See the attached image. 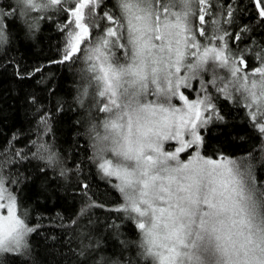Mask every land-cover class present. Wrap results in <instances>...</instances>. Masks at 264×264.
Returning a JSON list of instances; mask_svg holds the SVG:
<instances>
[{
    "label": "snow or ice",
    "instance_id": "6c2138e0",
    "mask_svg": "<svg viewBox=\"0 0 264 264\" xmlns=\"http://www.w3.org/2000/svg\"><path fill=\"white\" fill-rule=\"evenodd\" d=\"M56 14L63 42L49 63L88 65L93 103L104 114L89 116V160L121 194L111 211L135 222L151 264H264L255 157L230 158L212 145L235 130L228 102L264 142V43L251 46L255 28L239 22L249 14L264 28V0H15L0 8V69L13 68L21 82L41 73L9 57L16 50L10 26L19 19L32 38ZM86 95L87 88L77 97L81 106ZM24 100L37 112L36 138L27 150L0 148V264H31L41 198L55 194L49 172L65 180L70 172L48 142L63 104L49 111L34 93ZM77 186L87 197L90 185ZM93 207L103 205L85 200L79 214Z\"/></svg>",
    "mask_w": 264,
    "mask_h": 264
},
{
    "label": "trees",
    "instance_id": "16d2710c",
    "mask_svg": "<svg viewBox=\"0 0 264 264\" xmlns=\"http://www.w3.org/2000/svg\"><path fill=\"white\" fill-rule=\"evenodd\" d=\"M9 4L15 5V0H0V8L4 10ZM62 19L56 14L50 20L40 21V27L32 38L25 37L19 19L14 27L10 26L12 46L16 50L10 52L9 57H14L28 71L42 66L44 70L41 73L21 82L14 77L13 68L9 67L7 71L0 69V148L15 146L16 149L27 150L29 138H36L37 112L25 103V95L34 93L40 98L41 110L51 111L58 101L64 106V111L53 121V135L48 142L65 155L70 172L67 180L49 172V178L55 181L52 185L55 194L47 200L41 198L37 211L43 228L30 241L31 264H151V258L145 255L141 245L142 236L135 222L127 214L111 211L123 202L121 194L89 160L93 155L87 133L89 116L99 121L104 114L97 112L93 103L95 84L89 86L92 74L87 71L88 65L82 59L66 65L49 63L60 56L63 37L58 26ZM239 22L255 28V33L250 34L253 37L251 46L264 43V28L256 27L249 14ZM229 30L235 31L234 28ZM85 88L88 95L82 97L81 106L77 97ZM225 111L230 113L228 119L235 125V130H231L232 135L227 139L221 137L222 143L213 139V147L234 159L247 158L250 154L254 156L253 171L258 183L264 184V142L256 138L245 118V111L236 108L232 102L225 104ZM76 120L82 123L72 126ZM213 135L219 133L214 132ZM37 163L33 161V165ZM29 171L36 174L31 167ZM40 183L37 181V185ZM79 183L90 185L87 197L78 188ZM34 192L35 188H30L26 195L33 196ZM85 200L103 207H93L87 214L80 215ZM30 205L34 207L35 200L30 201ZM73 220L77 223H71Z\"/></svg>",
    "mask_w": 264,
    "mask_h": 264
},
{
    "label": "rangeland",
    "instance_id": "374dc122",
    "mask_svg": "<svg viewBox=\"0 0 264 264\" xmlns=\"http://www.w3.org/2000/svg\"><path fill=\"white\" fill-rule=\"evenodd\" d=\"M107 179V178H106ZM108 180V179H107ZM115 182V181H114Z\"/></svg>",
    "mask_w": 264,
    "mask_h": 264
}]
</instances>
